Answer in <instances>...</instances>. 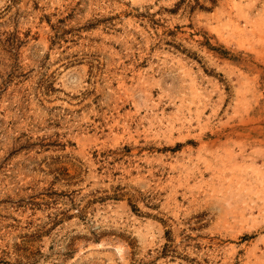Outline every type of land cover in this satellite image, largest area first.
<instances>
[{
  "label": "rangeland",
  "instance_id": "rangeland-1",
  "mask_svg": "<svg viewBox=\"0 0 264 264\" xmlns=\"http://www.w3.org/2000/svg\"><path fill=\"white\" fill-rule=\"evenodd\" d=\"M0 264H264V0H0Z\"/></svg>",
  "mask_w": 264,
  "mask_h": 264
}]
</instances>
